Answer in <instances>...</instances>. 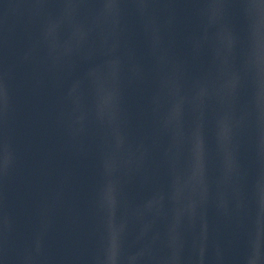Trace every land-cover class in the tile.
Here are the masks:
<instances>
[{
    "label": "water",
    "instance_id": "1",
    "mask_svg": "<svg viewBox=\"0 0 264 264\" xmlns=\"http://www.w3.org/2000/svg\"><path fill=\"white\" fill-rule=\"evenodd\" d=\"M0 264H264V0H0Z\"/></svg>",
    "mask_w": 264,
    "mask_h": 264
}]
</instances>
